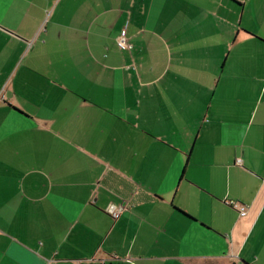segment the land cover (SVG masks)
Instances as JSON below:
<instances>
[{"label": "crops", "instance_id": "obj_1", "mask_svg": "<svg viewBox=\"0 0 264 264\" xmlns=\"http://www.w3.org/2000/svg\"><path fill=\"white\" fill-rule=\"evenodd\" d=\"M0 264H264V0H0Z\"/></svg>", "mask_w": 264, "mask_h": 264}, {"label": "built area", "instance_id": "obj_2", "mask_svg": "<svg viewBox=\"0 0 264 264\" xmlns=\"http://www.w3.org/2000/svg\"><path fill=\"white\" fill-rule=\"evenodd\" d=\"M118 46L122 50H129L130 49V44H129L127 38L125 37V35H122L118 39ZM226 204L228 206H230L231 208L235 209L236 211H238L241 216L246 214L247 208L244 205H242L241 203L236 202V201H227ZM124 210H125V208L123 206H117V205L110 204L105 209V212L107 214H109L113 219L117 220L120 218V216L122 215Z\"/></svg>", "mask_w": 264, "mask_h": 264}]
</instances>
